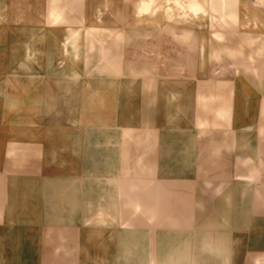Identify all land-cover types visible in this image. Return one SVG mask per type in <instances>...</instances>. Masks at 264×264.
<instances>
[{
	"label": "rangeland",
	"instance_id": "rangeland-1",
	"mask_svg": "<svg viewBox=\"0 0 264 264\" xmlns=\"http://www.w3.org/2000/svg\"><path fill=\"white\" fill-rule=\"evenodd\" d=\"M246 136L264 0H0V264H264Z\"/></svg>",
	"mask_w": 264,
	"mask_h": 264
},
{
	"label": "crops",
	"instance_id": "crops-1",
	"mask_svg": "<svg viewBox=\"0 0 264 264\" xmlns=\"http://www.w3.org/2000/svg\"><path fill=\"white\" fill-rule=\"evenodd\" d=\"M249 136H246V143L249 145V146H246L245 149L247 150L245 153L246 155H248L247 157L249 159H255L254 157H257L259 159V162H261L262 160H264V146H263V143H261L262 141H260V139H258L256 137V146L253 145L250 146L251 144H249ZM240 138L238 136V133L235 132V135H233L231 138H230V151L231 153L234 152L235 153V160L237 161L238 159V144L243 142H239ZM254 142V141H253ZM242 150V149H241ZM243 151V150H242ZM242 154V153H240ZM258 168L259 167H255L254 171L250 172L249 173H246L245 172H240L238 171V169H236V174H240V175H248L250 176L251 174L252 175H255L256 172L258 171ZM263 173V172H261ZM248 188L246 185L244 187H242V185H231V189H230V199H231V202H232V205L236 208V207H250V206H253L252 202H253V199H250V191L252 190H248L246 189ZM173 192V191H172ZM249 192V193H248ZM171 197H173V195H170ZM170 196H166V201H168L167 199H170ZM250 202V203H249ZM62 244V243H61ZM71 246V250H74L72 251V253H74L76 251V253H78V248L75 246V245H70ZM157 248H158V245H157ZM167 253V252H166ZM5 255H8L9 256V252L5 251L4 252ZM61 254V253H60ZM1 255V253H0Z\"/></svg>",
	"mask_w": 264,
	"mask_h": 264
},
{
	"label": "clouds",
	"instance_id": "clouds-1",
	"mask_svg": "<svg viewBox=\"0 0 264 264\" xmlns=\"http://www.w3.org/2000/svg\"><path fill=\"white\" fill-rule=\"evenodd\" d=\"M219 250L220 241H218L210 230L205 231L200 240V251L209 256H213L218 254ZM170 264H193V262L185 258L183 253L178 251L175 258L170 261ZM225 264H227L226 261Z\"/></svg>",
	"mask_w": 264,
	"mask_h": 264
}]
</instances>
